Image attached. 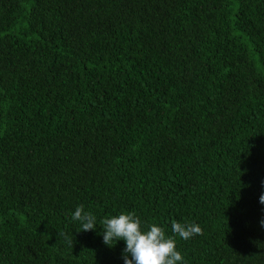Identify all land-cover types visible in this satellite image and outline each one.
<instances>
[{
    "label": "trees",
    "instance_id": "trees-1",
    "mask_svg": "<svg viewBox=\"0 0 264 264\" xmlns=\"http://www.w3.org/2000/svg\"><path fill=\"white\" fill-rule=\"evenodd\" d=\"M262 193L264 0H0V264H123L121 212L264 264Z\"/></svg>",
    "mask_w": 264,
    "mask_h": 264
},
{
    "label": "clouds",
    "instance_id": "clouds-1",
    "mask_svg": "<svg viewBox=\"0 0 264 264\" xmlns=\"http://www.w3.org/2000/svg\"><path fill=\"white\" fill-rule=\"evenodd\" d=\"M259 202L264 205V193L260 195ZM71 219L79 223L80 230L97 229L96 216L86 211L83 205L75 208ZM259 223L264 227V219ZM171 229L183 240H189L202 233L201 227L196 223L175 222ZM99 234L102 235L103 243L110 248L118 241L124 242L123 264H184V257L177 250L176 240L166 236L162 226L151 224L145 229L140 217L134 213L121 212L103 218Z\"/></svg>",
    "mask_w": 264,
    "mask_h": 264
}]
</instances>
